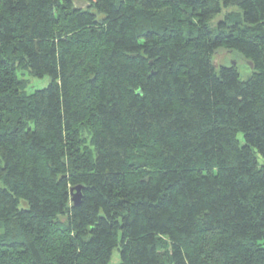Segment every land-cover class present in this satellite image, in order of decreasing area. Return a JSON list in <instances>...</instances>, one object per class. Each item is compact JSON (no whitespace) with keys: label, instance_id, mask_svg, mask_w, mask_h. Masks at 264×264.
Masks as SVG:
<instances>
[{"label":"trees","instance_id":"16d2710c","mask_svg":"<svg viewBox=\"0 0 264 264\" xmlns=\"http://www.w3.org/2000/svg\"><path fill=\"white\" fill-rule=\"evenodd\" d=\"M114 250L264 264V0H0V264Z\"/></svg>","mask_w":264,"mask_h":264},{"label":"rangeland","instance_id":"374dc122","mask_svg":"<svg viewBox=\"0 0 264 264\" xmlns=\"http://www.w3.org/2000/svg\"><path fill=\"white\" fill-rule=\"evenodd\" d=\"M79 4L81 5L82 3L80 2ZM18 76L21 79L27 81L26 86L24 88V91L27 94H30L35 90H40L45 88L50 81V78L47 75L40 78L33 77L29 75V73L26 70L18 71ZM118 262H119V253L116 250H114L109 264H118Z\"/></svg>","mask_w":264,"mask_h":264},{"label":"water","instance_id":"95a60500","mask_svg":"<svg viewBox=\"0 0 264 264\" xmlns=\"http://www.w3.org/2000/svg\"><path fill=\"white\" fill-rule=\"evenodd\" d=\"M81 188L80 187H74L70 190L71 193V201L73 205H78L80 202L81 198V193H80Z\"/></svg>","mask_w":264,"mask_h":264}]
</instances>
